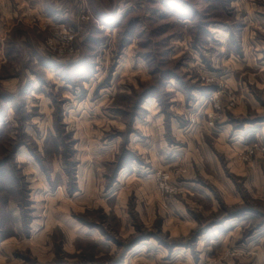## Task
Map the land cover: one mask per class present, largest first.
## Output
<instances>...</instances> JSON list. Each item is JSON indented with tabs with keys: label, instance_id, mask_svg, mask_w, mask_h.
Wrapping results in <instances>:
<instances>
[{
	"label": "rangeland",
	"instance_id": "obj_1",
	"mask_svg": "<svg viewBox=\"0 0 264 264\" xmlns=\"http://www.w3.org/2000/svg\"><path fill=\"white\" fill-rule=\"evenodd\" d=\"M0 264H264V0H0Z\"/></svg>",
	"mask_w": 264,
	"mask_h": 264
}]
</instances>
